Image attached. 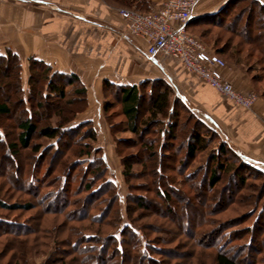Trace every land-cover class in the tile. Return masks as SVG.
I'll list each match as a JSON object with an SVG mask.
<instances>
[{
  "label": "trees",
  "instance_id": "obj_1",
  "mask_svg": "<svg viewBox=\"0 0 264 264\" xmlns=\"http://www.w3.org/2000/svg\"><path fill=\"white\" fill-rule=\"evenodd\" d=\"M115 1L121 4L129 2L128 0ZM233 2L234 5L229 14L222 20L215 23L194 24L195 19H192L188 24V31L192 33L198 26L207 24L226 28L229 32L241 35L243 41L240 42L235 52L230 51V46L227 45L225 48L217 49L215 54L233 60L239 65L245 61L242 46L248 44L254 48L253 51L259 52L261 59L264 60V4L258 0H233ZM205 36V34H200L202 39ZM262 60L259 59L258 63ZM28 61L29 74L25 83L22 77L23 64L20 62V56L10 48L6 50V53L0 54V89H5L4 93H0V120L12 115L17 107L25 106L22 110L24 118L16 120L15 126L20 130L17 140L4 141L8 152L6 157L17 167L16 174L22 179L16 181L12 178L11 183L15 190L22 192L28 191L29 185L32 190L37 189L39 204L47 208V213L52 214L55 211L68 213V207L80 203L78 199H72L75 191H72V183L68 178L71 177L72 169L80 167L78 172L81 185L77 192H85V200L82 201L79 217L72 215L73 217L68 219L66 216L65 220L60 222V230L62 232L66 230L69 233V239L63 242L69 243L72 247L71 252L80 256L82 264H174L171 263V256L167 254L164 256L163 247L154 243L152 240L154 237L151 238V233H164L166 230H169L171 235H175L174 229L167 226L164 228L158 222L139 224L134 213L151 208L146 204L148 197L137 194L136 191L141 188L145 191H152L157 200L167 203V216L171 217L176 213L170 205L175 197H182L184 202L194 207L200 205V200L183 197L184 186L192 191H197L200 187L205 190L207 195L205 202L210 199L214 200L213 197L219 192L220 196L216 201L219 204L225 202L223 204L227 206L243 200L240 198L243 191L241 189L249 179L260 181L262 185L258 190V201L250 206L252 209L245 214V218L251 219L254 216L255 219L252 225L247 227V236H244L247 239L244 245L239 244L238 247L234 245L233 243L239 240L240 236L227 232L229 231L227 228H221V234L216 235L211 241H197L200 243L202 241L201 246L215 249L214 252L210 250L209 257L212 258L210 264H240L236 259L237 253L244 249H254L256 244L261 246L260 249H256L258 253L264 250V237L259 238L258 236V233L264 232V226L260 225L261 220L264 219V170L232 146L229 140L222 136L219 128L207 122L183 97L177 95L171 83L156 79L144 82L139 87L126 88L109 85L106 91L103 114L109 125L110 134L117 146L133 142L140 144L143 150L141 163L151 181V186L145 181L144 185L139 183L140 186L135 187L131 182L134 175V161L131 158L137 154L129 153L128 157L123 156L122 175L128 189L126 198L123 200L116 183L111 179V168L105 154L93 158L94 153L101 152V148L97 145L99 130L92 120H81L82 114L89 105L87 88L83 81L75 73L53 70L50 65L35 56H30ZM254 79V83H261L264 78L257 75ZM254 88H257L256 85ZM261 96L264 98V90ZM112 102L119 104L121 115L125 118L123 129L135 134L136 139L118 136L121 129L110 119V112L114 107ZM53 116L54 122L51 120ZM82 131L83 133L77 138L73 137L69 141L63 140L67 136H72L73 132L78 135ZM1 135L0 133V141L3 143ZM35 136L45 138L48 144L44 148L41 144L32 145ZM79 141L81 146L77 145ZM75 145L77 146L73 149L72 146ZM21 149H32L33 153H39V159L44 160L48 153H51V164L57 162L58 168L61 169V174L57 179L59 182L57 193L51 190L54 185L45 182L46 175L44 180L37 176L34 177L32 171L27 168L28 164L19 162L17 157ZM122 151V148L118 150L119 155ZM206 151L208 155L205 162L200 163L191 171L190 167L197 163L199 156ZM69 153L76 158L73 163L66 158ZM148 169L151 171L147 172ZM66 172L68 175L65 174ZM48 177L50 175H47ZM94 183L97 184L94 186ZM204 183L205 187H203ZM179 184H182L184 188L177 186ZM61 193L66 196L62 204L64 209L59 212L55 208V211H52L56 205L50 203L51 207L46 206L44 200H50L55 197L54 194L57 196ZM4 201L0 199V209L3 210L17 211L32 207L31 203L11 204ZM207 204L203 203L205 210L208 207ZM212 211H209V215H212ZM203 215L205 223H208L206 217L208 215L204 213ZM73 219H87L91 224L99 227L113 225V229L108 235L102 237V228H98L95 232L84 231L77 225L69 228V223ZM216 221L218 223V220ZM216 221L209 220V223H216ZM37 223L42 228L39 231L45 235L51 233L42 227L41 220ZM1 227L7 229L5 233L13 236H21L28 231V224L16 218L3 219L0 217V232ZM188 227L192 228L190 221ZM198 227L199 225H196L192 230L194 231L193 237L202 234ZM177 230L184 233L183 229L178 226ZM255 231H257L256 234ZM85 239L92 243L84 244ZM174 240L175 238H172L167 243H172ZM93 251L96 253L93 254ZM195 253L197 252L192 251L193 259ZM155 254H159L162 259H156ZM255 257L256 264L259 258L256 255ZM52 261L49 264H71V261H67L64 256H60L58 260L53 258ZM200 264H206V261Z\"/></svg>",
  "mask_w": 264,
  "mask_h": 264
},
{
  "label": "rangeland",
  "instance_id": "obj_2",
  "mask_svg": "<svg viewBox=\"0 0 264 264\" xmlns=\"http://www.w3.org/2000/svg\"><path fill=\"white\" fill-rule=\"evenodd\" d=\"M114 3V2H113ZM117 5H122L121 2ZM121 8H128L121 6ZM120 9V8H119ZM205 34V38L202 39L200 37V34ZM194 36L198 37L210 51L216 52L217 49L225 48L227 45L230 46V51L235 52L237 50V47L239 46L240 42L243 41V37L241 35L235 34L233 32H229L226 30V28L221 27H215L213 25L207 24L198 26V28L194 29V31L191 33ZM12 28H0V54L6 53L5 50H2L5 45H9L7 49H11V37H12ZM242 55L245 56V61H243L239 66L249 72L251 75L252 84L255 81V77L258 75L260 78H264V60L261 59V55L259 52L253 51L254 48L251 45L244 44L242 46ZM16 53L21 56L20 49L15 50ZM247 55V57H246ZM26 58V57H25ZM24 58V59H25ZM227 64L232 63L233 60H228L226 57H223ZM229 58V57H228ZM247 59V60H246ZM262 60L258 63V60ZM25 59L24 64L22 63V60L20 58V62L22 65V77L24 82L26 83L27 77H28V61ZM258 64V66H257ZM256 66V67H255ZM53 70L54 67H52ZM18 72V71H17ZM257 82V81H256ZM256 85V89L254 88L253 91L256 94V100L259 99L262 93V90H264V79L261 81V83H254L253 87ZM5 89H0V93H4ZM111 96V95H110ZM114 107L110 112V119L112 122L116 124V126L121 129V132L118 134L119 137L123 138H130V139H136L137 137L135 134L130 132L127 129H123L125 126L124 123V116L121 115L120 112V106L119 104H116L115 102H112ZM25 106L17 107L13 114L9 117H4L0 120V133L2 134V140L3 143L0 141V199H4V202H8L11 204H24V203H31L32 207L30 209H23V210H3L0 209V217L3 219L7 218H16L20 221H25L28 224V231L26 234L21 236H13L10 233L7 232L4 227H1L2 230L0 232V264H49L51 263L52 259L58 260L60 256H64L67 261H71V264H82L80 260V256L76 254L75 252H71L72 247L69 245V243H64L63 241H66L69 239V233L64 230L63 232L60 230L61 225L60 222L65 220L64 218L67 216L68 219L72 215L75 217L80 215V210L82 206V201L85 200V192H77L78 189H80L81 185V179L79 175V166L75 170L72 169L71 177H68L71 181L72 185V191H75V195H73L72 199L79 200L78 205L70 206L68 207V213H57L55 211V208L57 211H61V209H64V206L62 205L63 202L66 200L65 195L61 193L57 196L54 194L50 200L46 199L44 200V203H46V206L51 207L50 203L52 205H56L52 208V214L47 213V208L43 205L41 206L39 204L38 199V193L37 189L32 190V188H28V191H19L14 189V185L11 183V180L15 179L16 181L22 180L17 172V167L9 162L7 159V149L5 147V142H13L17 140L18 133L20 130L17 129L16 120H21L24 118L25 115H23V108ZM113 115H112V114ZM54 122V116L51 119ZM14 126V128H13ZM99 130V142L97 145L101 148V152L94 153L93 158H96V156H100L102 154H105V157H107V160L109 161L110 168H111V179L116 183L117 188L119 190V193L121 197L126 198L127 195V183L122 175V159L123 156L128 157L129 153H135L137 155H134V157L131 158L133 163V177L131 178V182L135 185V187H139L140 184L144 185L145 181L151 186L150 176H148L145 173V167L141 163V157H143V150L140 147L139 143L131 142L132 144H119L116 145L113 138H110L109 134H107V131H109L108 127L106 126L105 130ZM104 131V132H103ZM83 133V131L76 135V132L71 133L72 136H67L64 141H69L73 137L77 138ZM6 134V135H5ZM75 134V135H74ZM5 135V136H4ZM109 137V138H108ZM5 141V142H4ZM129 143V142H128ZM41 144L44 148L48 141L45 138L35 136V138L32 141V145ZM81 146V142L77 144ZM77 145L72 148L74 149ZM214 146V145H213ZM122 148V153H118V150ZM32 149H21L18 153L19 157H17L22 164H28V169H30L34 175V177L37 176V178H40L44 180V177L46 175L45 182L51 183V185H54L51 190H54L56 193L57 187L59 186V182L57 179H59V175L61 174V169L58 168L57 162H54L51 164V153L49 152L46 160L39 159V153L35 154L31 151ZM208 155V151L202 153L199 156V160L197 163H195L192 167H190V170L192 171L195 169L200 163H204ZM64 156H62L63 158ZM67 160H70V162L73 163V161L76 159L72 154L69 153V155L66 157ZM51 167V168H50ZM147 172H150L151 170H146ZM31 173V174H32ZM66 175L67 172L65 173ZM146 174V175H145ZM47 175H50V177L47 178ZM13 178V179H12ZM36 178V179H37ZM41 180V181H42ZM140 183V184H139ZM44 184V182H42ZM47 184V183H46ZM97 184V183H96ZM93 184L94 186L96 185ZM258 184V185H255ZM40 185V183H39ZM70 185V184H68ZM205 183L203 184V187H205ZM262 183L260 181H256L253 179H249L247 184L243 187L242 194H240L241 200L240 203H233L225 206L222 202V204H219L216 200L219 198L220 193H216L213 197L214 200L210 199L209 201L206 200V192L205 190L201 189V187L197 191H192L188 189L186 186L182 187V184H179L177 186L184 188L183 189V197H191L195 198L197 201L200 200V205L197 207H194L193 205H189L186 203V201H183L182 197H175L172 202H170V205L172 208L176 210V213L172 215L171 217L167 216V203L161 202L155 198V194L152 191H145L137 190L136 193L146 195L147 202L146 204L150 206L151 209H148L145 211L139 210L134 213V216L137 217L139 224H145L148 222H158L161 224L162 227L166 228H173L175 235H171L169 230L164 231V233H151V238L154 241L155 244L158 246L163 247V255L167 254L168 256H171L172 261L171 263H178L179 264H200L201 262L206 261V264L212 263V258L209 257L210 250L212 252V247L208 246H201V243L197 240H203V241H211L215 238V236H219L221 234L220 229L221 228H227L229 231L227 232H233L240 236L239 240L237 239L236 242H234V245H244L245 235L247 234L248 226L252 225V222L254 221L255 217L253 216L251 219L245 218L246 212L252 209V205L259 198V192ZM15 186L18 188L17 184L15 183ZM149 186V187H150ZM50 187V185H49ZM148 187V188H149ZM151 188V187H150ZM149 188V190H151ZM82 189V188H81ZM31 190V191H30ZM77 192V195H76ZM31 194V195H30ZM54 198V199H53ZM221 202V201H219ZM203 203L208 205V209L205 206H203ZM65 204V203H64ZM185 204V205H184ZM224 205V206H223ZM212 207V208H211ZM227 207V208H225ZM208 210V212H207ZM212 211V215H209V211ZM152 212V213H150ZM157 212V213H154ZM206 214L208 216V223H205V216ZM68 214V215H67ZM245 215V216H244ZM73 217V216H72ZM206 219V220H207ZM218 220V223L212 222L209 223V220ZM42 221V227L48 229L51 231L49 235H45L42 231H39L40 226H38V221ZM189 221L192 226V228L189 226ZM71 228L73 225L79 226V228H82L84 231L89 232H95L98 228H102V237H105V235H108L113 229V225H103L101 227L97 226L96 224H91L87 219L84 220H74L69 223ZM196 225H199L198 229L200 228V231L202 232L201 235H194V228ZM261 226H264V219L260 222ZM177 226L182 228L184 233L180 232V230H177ZM38 230V231H37ZM224 230V229H223ZM182 231V230H181ZM4 233V234H3ZM177 233V235H176ZM257 231H255V234ZM247 236V235H246ZM259 238L264 237V232L258 233ZM242 237H244L242 239ZM157 238V239H155ZM175 238V240L171 243H167L170 239ZM167 240V241H166ZM86 245H89L92 243V241L85 239L84 241ZM91 242V243H89ZM198 243V244H197ZM162 244V245H161ZM161 247V248H162ZM242 247V246H241ZM260 245L256 244L254 246V249H244L243 251H240L237 253L236 259L240 262V264H255L256 256H258L259 260L256 264H264V250L258 253L256 249H260ZM244 248V247H243ZM192 251L197 252L194 254V259L191 256ZM69 252H71L69 254ZM92 252V251H91ZM96 252L93 251V254ZM81 257L83 254H80ZM153 255V254H152ZM165 256V255H164ZM174 256V257H173ZM154 257L156 259H162V257L159 254H155ZM74 259V261H73ZM200 259V263H199ZM69 261V262H70ZM53 262V261H52ZM147 264V263H145Z\"/></svg>",
  "mask_w": 264,
  "mask_h": 264
},
{
  "label": "crops",
  "instance_id": "obj_3",
  "mask_svg": "<svg viewBox=\"0 0 264 264\" xmlns=\"http://www.w3.org/2000/svg\"><path fill=\"white\" fill-rule=\"evenodd\" d=\"M128 1L117 5L120 3L115 0H0V28H12L10 47L20 49L23 64L35 56L55 70L80 77L89 104L81 120H92L97 129H109L103 114L109 85L139 87L162 79L264 170V98L257 99L250 109L242 108L186 71L178 60L149 58L148 42L126 33L119 8L148 12L165 0ZM258 1L264 4V0ZM233 5V0H201L195 8L194 24L222 20ZM2 47L6 52L9 45ZM222 71L238 90H254L251 75L236 63H228ZM107 134L113 138L110 131Z\"/></svg>",
  "mask_w": 264,
  "mask_h": 264
},
{
  "label": "built area",
  "instance_id": "obj_4",
  "mask_svg": "<svg viewBox=\"0 0 264 264\" xmlns=\"http://www.w3.org/2000/svg\"><path fill=\"white\" fill-rule=\"evenodd\" d=\"M200 1L165 0L160 7L148 12L120 8L119 14L125 20L128 35L148 42L149 58L164 56L178 60L186 71L221 95L242 108L250 109L256 102V94L242 92L227 80L222 71L227 62L188 31V24L194 18Z\"/></svg>",
  "mask_w": 264,
  "mask_h": 264
}]
</instances>
